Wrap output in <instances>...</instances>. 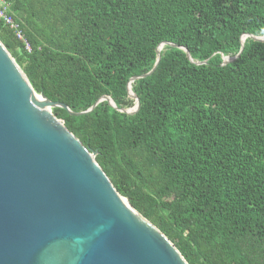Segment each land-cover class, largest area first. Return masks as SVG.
Listing matches in <instances>:
<instances>
[{"label": "trees", "instance_id": "trees-1", "mask_svg": "<svg viewBox=\"0 0 264 264\" xmlns=\"http://www.w3.org/2000/svg\"><path fill=\"white\" fill-rule=\"evenodd\" d=\"M1 1L33 89L187 263L264 264V0Z\"/></svg>", "mask_w": 264, "mask_h": 264}, {"label": "water", "instance_id": "water-1", "mask_svg": "<svg viewBox=\"0 0 264 264\" xmlns=\"http://www.w3.org/2000/svg\"><path fill=\"white\" fill-rule=\"evenodd\" d=\"M164 44L171 43L158 48ZM158 58L127 83L134 106L119 111L138 110L131 82L150 75ZM103 100L116 108L103 96L76 114ZM54 106L67 108L37 93L0 41V264H188L116 190L95 153L52 113Z\"/></svg>", "mask_w": 264, "mask_h": 264}, {"label": "built area", "instance_id": "built-area-1", "mask_svg": "<svg viewBox=\"0 0 264 264\" xmlns=\"http://www.w3.org/2000/svg\"><path fill=\"white\" fill-rule=\"evenodd\" d=\"M8 4L0 0V21H2L5 25L9 26L12 30L16 32L18 38L23 39V35L21 34L20 30L18 29L17 24L14 20L8 15L7 13ZM25 42V40H24ZM26 48L29 49L28 44H26Z\"/></svg>", "mask_w": 264, "mask_h": 264}, {"label": "bare ground", "instance_id": "bare-ground-1", "mask_svg": "<svg viewBox=\"0 0 264 264\" xmlns=\"http://www.w3.org/2000/svg\"><path fill=\"white\" fill-rule=\"evenodd\" d=\"M161 48H162V47H159V49H161ZM35 98H36L37 100H39L40 102H42V103L46 106L47 110L49 111V107L44 103L45 100H44V98H42V96H41L40 94H35Z\"/></svg>", "mask_w": 264, "mask_h": 264}, {"label": "rangeland", "instance_id": "rangeland-1", "mask_svg": "<svg viewBox=\"0 0 264 264\" xmlns=\"http://www.w3.org/2000/svg\"><path fill=\"white\" fill-rule=\"evenodd\" d=\"M13 57V56H12ZM21 68V67H20Z\"/></svg>", "mask_w": 264, "mask_h": 264}]
</instances>
